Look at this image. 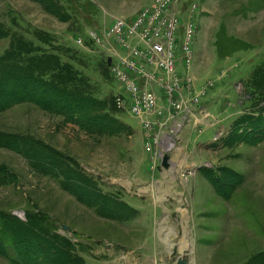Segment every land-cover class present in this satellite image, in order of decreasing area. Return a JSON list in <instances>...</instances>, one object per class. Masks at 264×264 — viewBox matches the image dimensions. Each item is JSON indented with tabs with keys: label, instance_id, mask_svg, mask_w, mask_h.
<instances>
[{
	"label": "rangeland",
	"instance_id": "1",
	"mask_svg": "<svg viewBox=\"0 0 264 264\" xmlns=\"http://www.w3.org/2000/svg\"><path fill=\"white\" fill-rule=\"evenodd\" d=\"M154 6L170 14L161 36L167 47L156 38L135 51L127 25L114 20L133 23ZM186 26L193 32L184 71L175 51ZM0 28V65L21 66L97 102L88 114L31 100L0 110V135L47 149L31 158L0 145V212L25 222L37 214L32 227L53 235L52 254L57 245L69 264H170L184 239L180 255L190 264H264V0H0ZM119 58L154 78L163 96L157 103L136 112L115 104L120 92L143 104L146 84L119 72ZM185 112L189 123L173 144ZM163 151L171 155L167 173ZM173 171L185 174L175 182L183 193L162 198L186 210L185 237L182 226L175 235L167 205L149 220L163 201L143 190L150 176L153 184L174 183ZM125 188L145 196L131 197L138 217L103 218L113 211L98 209V194L110 197L106 203L127 199ZM122 204L120 211L130 208ZM241 207L243 217L235 213ZM50 259L46 264H68ZM0 264L14 263L0 254Z\"/></svg>",
	"mask_w": 264,
	"mask_h": 264
},
{
	"label": "trees",
	"instance_id": "2",
	"mask_svg": "<svg viewBox=\"0 0 264 264\" xmlns=\"http://www.w3.org/2000/svg\"><path fill=\"white\" fill-rule=\"evenodd\" d=\"M4 33L5 31L0 28V36ZM29 93H39L37 96L40 97H30ZM45 97H47L46 102L42 101ZM26 100L41 103L62 113L73 108L76 112L84 111L88 114L89 110L97 104L89 94H76L74 90L65 86L61 87L48 78L24 72L21 66L3 67L0 65V110ZM252 122L254 125L257 123ZM0 145L15 149L31 158H44L43 154L47 155L46 147L41 146L39 142L31 138H19L16 134L0 135ZM41 214L42 218L50 219L48 215L42 212ZM39 220L41 219L37 214L28 215V221L25 222L10 213L0 212V254L14 264H46L49 256L51 263L63 262L65 259L68 264L71 263L73 259H70V255L66 258L65 252L57 245L56 250L53 251L56 253L52 254L54 245L51 239L53 235L46 231L38 232L32 227V224ZM44 230L46 229L44 228ZM47 254L49 256H46Z\"/></svg>",
	"mask_w": 264,
	"mask_h": 264
},
{
	"label": "built area",
	"instance_id": "3",
	"mask_svg": "<svg viewBox=\"0 0 264 264\" xmlns=\"http://www.w3.org/2000/svg\"><path fill=\"white\" fill-rule=\"evenodd\" d=\"M171 0H163L164 5L167 6V3ZM186 0H181L182 6H184ZM163 8L160 6H154L150 9L146 8L144 11H142L139 15V17L136 19L135 22L133 23H127L125 20L121 21H116V26L117 27H122V25H127L128 31L127 33L130 35V37H133L135 39V44L133 46V50L135 51H141V50H146L149 48L148 43L149 39H156L158 38L160 41L159 43L161 44L159 48H166V40L162 39L161 36H164L163 33V27L164 25L167 24L166 15H170L169 13L165 14V17L163 16ZM190 13V11H188ZM172 15L175 17V15L172 13ZM171 17V16H170ZM156 25V26H154ZM156 27L157 30L159 31L156 33ZM154 29V31H153ZM123 31V30H120ZM193 29L190 28L189 26H186L185 28H180L178 29V34H177V45H176V51L175 54L180 58V66L186 71V64L183 62V54L186 52V44L188 41V38L192 34ZM121 32L118 31V35H120ZM90 34L87 35V37ZM161 37V38H160ZM118 61L115 63V66L119 72H122L126 75L129 74L128 71H131L136 78H141L146 81V84L144 87H141V92L139 95H142L144 97V103L142 104L139 102V99L135 98L134 100L132 99L131 101L126 99V96L124 93L120 92L116 95L115 97V104L118 107H127L130 108L133 112H136L141 109L149 108L151 103H157L159 99H161L163 96L160 93L159 90H157L155 84L153 83L154 78H150L144 71H140L139 69H136L132 64L124 63V58L123 60L117 59ZM169 66V65H168ZM170 67H173L170 65ZM158 80L161 79V77L157 78ZM135 89H138L137 86H134ZM130 93V92H129ZM128 94V92H127ZM129 95V94H128ZM130 98H132L129 95ZM129 105H128V104ZM142 104V106H141ZM199 108V102H196L194 106L190 107V112H195ZM190 113L185 112V115L183 116V120L179 126L178 129H176L173 134H172V143L176 142L177 138V133L178 130L182 129L183 124L185 125L189 121ZM165 153V152H164ZM163 153V155H164ZM163 157V156H162Z\"/></svg>",
	"mask_w": 264,
	"mask_h": 264
},
{
	"label": "crops",
	"instance_id": "4",
	"mask_svg": "<svg viewBox=\"0 0 264 264\" xmlns=\"http://www.w3.org/2000/svg\"><path fill=\"white\" fill-rule=\"evenodd\" d=\"M186 126V125H185ZM184 126V127H185ZM184 127L182 129H180V133L181 131L184 129ZM186 130V129H185ZM184 132V131H183ZM179 133V134H180ZM171 157V155H170ZM167 169V168H166ZM165 173H167L166 171H164ZM172 175H173V180H174V183H170V184H164L163 182L161 183V181H158L157 182H160V183H154L153 184V176H150V180L147 182V184L144 186L143 190H145V194L147 195H153V196H157V198L159 197V201L158 202H162L163 201V206H160V205H156V206H153L152 207V214H149V220H152L155 221L156 220V216H158V209L161 207V210H164V207L166 206V208H168L167 210V218H168V221L170 224H173L174 227L172 228H175L174 230H176L177 232L175 233V235L179 234L178 230L176 227H179L182 226L183 227V224L186 223V213H184V215L181 213V210H184L186 211L184 208H175L174 207V203L175 201H172L171 198V202L168 203V204H164V196L166 195H169V194H179V193H183L180 192V190H178L175 186V182H178V181H182L180 179V176H179V173L176 172V171H173L172 172ZM149 177V176H147ZM146 177V178H147ZM159 179V178H157ZM165 185V186H163ZM125 190L128 192L127 194L130 195V199L129 197L126 199L127 196H124L125 198L123 199H118L117 197L116 198H113V200L111 202H107L106 203V199L110 198L109 196H106L103 192L102 194H98V197L100 198V201H98V209H109L110 207L112 208V211H113V214H103V218L105 219H108V220H113L117 223H124V221H129V220H132V219H135L138 217L139 213L137 212V207L134 206L132 204V200H131V197H135V198H140V199H145V196L143 194H140L138 192H134V193H131L130 190L131 188H125ZM185 191V190H184ZM101 195H103L101 197ZM161 196V198H160ZM163 197V198H162ZM134 199V198H133ZM155 200V198H154ZM125 201L127 206H129L130 208H124V210L120 211V206L123 205L122 203H125L123 202ZM101 202L104 203L101 205ZM120 202L121 205L120 206H117L116 203ZM116 207L118 208V211L116 210ZM132 209L134 211H132ZM122 212V213H121ZM130 213V214H129ZM138 213V215L136 216V214ZM154 215V216H153ZM172 226V225H171ZM184 229H182L181 231H183ZM182 233V232H181ZM180 233V234H181ZM184 234V233H182Z\"/></svg>",
	"mask_w": 264,
	"mask_h": 264
},
{
	"label": "bare ground",
	"instance_id": "5",
	"mask_svg": "<svg viewBox=\"0 0 264 264\" xmlns=\"http://www.w3.org/2000/svg\"><path fill=\"white\" fill-rule=\"evenodd\" d=\"M196 57V56H195ZM195 57H194V60H195ZM182 120H183V116H182V118H181V120L179 121V123L177 124V127L175 128V130L176 129H178L179 128V126H180V124H181V122H182ZM189 123V121L186 123V126L183 124V127H184V129L181 131V133H180V136H181V134L183 133V131L187 128V124ZM182 127V128H183ZM174 130V131H175ZM163 153H164V151L161 153V155H160V162H161V160H162V156H163ZM169 153V152H168ZM170 154V153H169ZM171 161V160H170ZM163 168H164V171H166L167 172V170H165L166 168L163 166ZM171 168H172V162H171V164H170V166L167 168L168 169V171H170L171 170ZM179 173V172H178ZM182 175H185V174H183V173H179V176H180V179H182ZM234 200H232V202H233ZM181 213L184 215V213H186V211H184V210H181ZM235 213H237V214H240L242 217H243V215H244V208L243 207H241L240 209H239V211L237 212H235ZM259 223V222H258ZM172 225V227H174V225L173 224H171ZM183 229H184V234H183V236L185 237L186 236V234H187V230H186V228H185V223L183 224ZM175 232H176V230H175ZM185 240V239H184ZM184 240H178V242H179V246H178V250H177V254H178V256L181 254V252L183 251V248H185L186 247V244H185V241ZM173 244H174V242L172 243V246H173ZM171 246V247H172ZM189 264H190V258H189Z\"/></svg>",
	"mask_w": 264,
	"mask_h": 264
},
{
	"label": "water",
	"instance_id": "6",
	"mask_svg": "<svg viewBox=\"0 0 264 264\" xmlns=\"http://www.w3.org/2000/svg\"><path fill=\"white\" fill-rule=\"evenodd\" d=\"M111 61H112V58L109 57L108 63L111 64ZM161 163H162V166H164L165 168H168L170 166L171 161H170V154L168 152L164 153ZM170 264H189V258L184 255H179L177 259Z\"/></svg>",
	"mask_w": 264,
	"mask_h": 264
}]
</instances>
